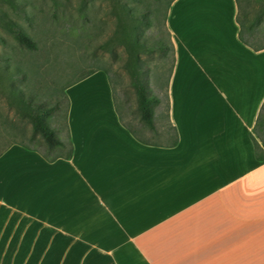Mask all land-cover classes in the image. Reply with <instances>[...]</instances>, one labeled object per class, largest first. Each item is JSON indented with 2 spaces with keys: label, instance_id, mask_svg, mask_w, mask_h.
<instances>
[{
  "label": "crops",
  "instance_id": "0c3cea01",
  "mask_svg": "<svg viewBox=\"0 0 264 264\" xmlns=\"http://www.w3.org/2000/svg\"><path fill=\"white\" fill-rule=\"evenodd\" d=\"M170 13L160 140L130 132L108 81L69 110L70 158L5 148L0 264H264V160L251 138L264 35L239 38L237 0H173Z\"/></svg>",
  "mask_w": 264,
  "mask_h": 264
},
{
  "label": "rangeland",
  "instance_id": "374dc122",
  "mask_svg": "<svg viewBox=\"0 0 264 264\" xmlns=\"http://www.w3.org/2000/svg\"><path fill=\"white\" fill-rule=\"evenodd\" d=\"M169 1L0 0V8L21 23L36 43L35 49L27 48L0 25V35L4 37V41L0 42V54L10 55L12 63L19 64L26 71L25 78H10L0 72V153L13 143H28L26 138L31 131V124L21 116L17 98L11 92V82L34 94L47 106L58 104L49 120L57 129V135L65 139L69 110L73 119L77 112L75 110L81 104H86L85 109L89 108L91 98L84 96L106 93L105 87L109 80L107 74L100 71L84 83L76 86L75 83L72 84L69 91L67 85L89 70L101 66L108 71L115 105L123 115L125 123L131 126L139 124L136 93L127 66L132 56L129 55L126 45L116 39L122 36L123 41H131L133 38L132 20L127 14L126 6L139 13L147 11L150 19L148 25L140 26L141 39L147 45L141 47L138 53L151 92L162 99L156 109L163 111L164 93L168 89V78L173 64L169 31L172 2L169 4ZM246 1L256 8L261 6L256 0H239L242 19ZM15 2L18 7L26 10L28 19L17 14L16 7H13ZM259 30L260 35H264V22ZM157 39L165 45L164 50L152 47L153 41ZM105 41H109L107 48L102 47ZM77 94L81 97L76 98ZM156 109L155 121L158 114ZM155 126L159 129V125ZM144 128L145 138L151 141L160 140L153 130L146 126Z\"/></svg>",
  "mask_w": 264,
  "mask_h": 264
},
{
  "label": "trees",
  "instance_id": "16d2710c",
  "mask_svg": "<svg viewBox=\"0 0 264 264\" xmlns=\"http://www.w3.org/2000/svg\"><path fill=\"white\" fill-rule=\"evenodd\" d=\"M172 1L173 0H170L169 4ZM256 1L260 2V8H256L253 6V4H251V2L246 1L243 19L240 17V10L238 14V20L240 24L239 38L247 44L250 43V41L246 38V35L249 34L253 36L254 32L260 31L259 27L261 23L264 22V0ZM237 3L239 5V0H237ZM13 7H16L15 9L17 10V14L28 19L29 16L26 10L22 7H18L17 2L14 3ZM125 8L127 10L128 16L132 20L131 28L133 32V38L131 41H123L122 36L117 37L116 39L126 45L129 55L132 56V59L130 58L127 66L129 67L131 73L132 85L136 93L137 109L140 114V122L138 125L131 126L128 123H125V125L137 139L144 141L141 136L143 128L146 126L150 130L155 129L154 105L160 102V98L151 92L148 77L143 71V62L140 60L138 53L141 47H145V45H147L146 42L141 39L140 26L141 24L148 25L150 19L148 17L147 11L139 13L136 9H132L131 7L126 6ZM0 25L8 33H10L18 43L30 49L36 48L35 40L25 30L24 26L10 17L8 13L2 8H0ZM3 41L4 37L0 35V42ZM108 45L109 41H105L102 44V47L107 48ZM152 47H155L159 50H164L165 45L162 44L159 39H157L153 41ZM259 47H264V44H260ZM96 71L105 72L108 76V80L110 81V76L107 69L98 66L79 76L74 82L67 85V87L86 78ZM0 72L10 78H13L14 76H20L22 78L26 77V71L19 64L12 63V57L7 54H0ZM10 88L11 92L17 98L21 116L24 118V120L31 124L30 134L26 138L28 143L23 141L17 142V144H20L27 149L39 152L49 162L58 158H70L73 154V146L67 131L65 139L61 138L57 135V129L52 126L49 120L50 114L56 109L58 104L47 106L44 101L38 100L34 94L24 91L15 83L11 82ZM117 111L119 113V118L122 120L123 116L121 112L118 109ZM254 132L255 135L251 134L254 145V155L258 161H263L264 103L261 107L259 115L257 116Z\"/></svg>",
  "mask_w": 264,
  "mask_h": 264
}]
</instances>
